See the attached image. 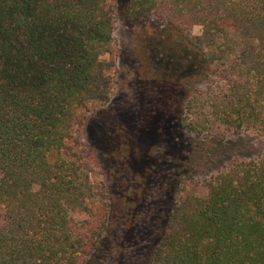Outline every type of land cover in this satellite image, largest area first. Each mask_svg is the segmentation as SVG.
I'll return each mask as SVG.
<instances>
[{
    "label": "trees",
    "instance_id": "16d2710c",
    "mask_svg": "<svg viewBox=\"0 0 264 264\" xmlns=\"http://www.w3.org/2000/svg\"><path fill=\"white\" fill-rule=\"evenodd\" d=\"M115 7L0 0V264H86L100 247L110 201L89 175L97 150L75 136L113 90ZM125 15L153 16L187 44L198 83L151 130L126 191L123 250L102 264H130L136 224L156 209L161 233L142 264H264V0H130ZM234 137L256 140L257 157L198 179L191 157L213 164ZM171 162L181 169L159 199L149 174Z\"/></svg>",
    "mask_w": 264,
    "mask_h": 264
},
{
    "label": "rangeland",
    "instance_id": "374dc122",
    "mask_svg": "<svg viewBox=\"0 0 264 264\" xmlns=\"http://www.w3.org/2000/svg\"><path fill=\"white\" fill-rule=\"evenodd\" d=\"M129 1L116 0L114 36L117 52L116 65L111 72L114 77L111 96L87 123L79 120L75 136L77 145H89L97 150L98 162L88 166L89 175L110 201L108 224L100 247L86 264H102L115 249L123 250L122 244L119 247L115 243L124 231L126 191L133 185L132 171L138 173L135 161L152 152L154 147H150L149 142L151 130L161 132L165 115L177 118L184 99L198 83L195 69L191 66L194 51L187 44L176 41L177 38L157 18H128L125 10ZM109 58L108 54L102 56L104 60ZM94 106L99 107L98 104ZM199 138L194 136L190 141H198ZM218 148L213 164L207 158L209 156L204 158L203 151L191 157L187 165L191 164L198 179L220 168L226 159L250 160L257 157L259 143L247 137H234ZM128 159L134 162L128 163ZM174 162L160 165L149 174L153 194L159 199H162L164 185L171 181L169 176L181 169ZM159 216L156 209L138 220L136 230L140 233V241L135 243L130 264H142V257L147 256L157 242L161 233ZM125 248H128V243Z\"/></svg>",
    "mask_w": 264,
    "mask_h": 264
}]
</instances>
